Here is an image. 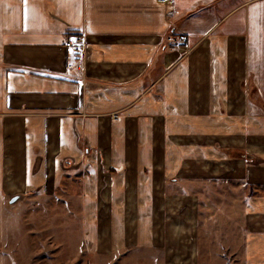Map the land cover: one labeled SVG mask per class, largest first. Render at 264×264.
Here are the masks:
<instances>
[{
  "label": "crops",
  "instance_id": "crops-1",
  "mask_svg": "<svg viewBox=\"0 0 264 264\" xmlns=\"http://www.w3.org/2000/svg\"><path fill=\"white\" fill-rule=\"evenodd\" d=\"M209 133L239 135L217 193L184 154ZM28 198L62 200L102 264H176L233 234L263 264L264 0H0V264Z\"/></svg>",
  "mask_w": 264,
  "mask_h": 264
},
{
  "label": "rangeland",
  "instance_id": "rangeland-1",
  "mask_svg": "<svg viewBox=\"0 0 264 264\" xmlns=\"http://www.w3.org/2000/svg\"><path fill=\"white\" fill-rule=\"evenodd\" d=\"M223 122L222 120L215 121L216 128L222 127ZM232 122L234 123V121ZM200 127L203 125L201 124ZM238 139L239 135L234 133L231 136H224L220 133L217 135L212 133L195 135V151L190 150L189 153L184 152V154L195 157V163L198 164H195L191 172L188 169V172L195 175L194 177L207 175V177L217 179L215 182L205 184L207 188H210V191L217 193L218 191L214 189L221 188L225 184L224 180H220L224 175L232 177L239 175L237 163L240 158L239 153H233L231 157L233 167L230 171L229 165L228 167L224 165V145H226L225 149L229 142L237 146ZM201 199L205 203L208 202L205 198ZM187 203L190 205V209L193 208L195 212V200L187 201ZM62 205V200L28 198L19 201L17 205L9 206L11 211L8 217L5 243L1 244V251L7 260V263L4 264H102L97 262V251H90L85 243L84 233L79 230L81 228L79 216L71 217L72 230L70 233L63 230V216L51 211L53 209L57 211L56 206ZM232 208L238 212L237 205H232ZM192 218L195 217L192 216ZM217 225L225 226L223 220ZM204 226L208 231L209 226ZM206 227H202V225L201 228L198 227L201 229V235L202 229ZM224 228H228V226ZM236 237V234H233L234 241H230L232 243L228 239V243H224L222 240L218 243H206L203 239L201 243H195V241L194 243H184L183 251L176 264H251L247 243H243V241L241 243L238 237L236 240H239V243H236ZM109 264L116 263L110 262Z\"/></svg>",
  "mask_w": 264,
  "mask_h": 264
},
{
  "label": "built area",
  "instance_id": "built-area-1",
  "mask_svg": "<svg viewBox=\"0 0 264 264\" xmlns=\"http://www.w3.org/2000/svg\"><path fill=\"white\" fill-rule=\"evenodd\" d=\"M160 2L164 3V4H171L172 0H159ZM66 47L67 48H76L78 51H81L82 49V44L80 41L78 40H70L66 43Z\"/></svg>",
  "mask_w": 264,
  "mask_h": 264
},
{
  "label": "snow or ice",
  "instance_id": "snow-or-ice-1",
  "mask_svg": "<svg viewBox=\"0 0 264 264\" xmlns=\"http://www.w3.org/2000/svg\"><path fill=\"white\" fill-rule=\"evenodd\" d=\"M25 2H27V0H25Z\"/></svg>",
  "mask_w": 264,
  "mask_h": 264
}]
</instances>
